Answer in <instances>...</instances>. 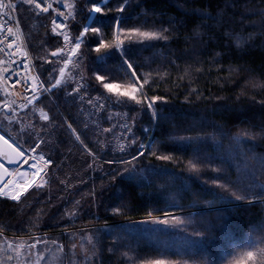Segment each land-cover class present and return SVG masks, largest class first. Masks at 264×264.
Here are the masks:
<instances>
[{
    "label": "trees",
    "instance_id": "16d2710c",
    "mask_svg": "<svg viewBox=\"0 0 264 264\" xmlns=\"http://www.w3.org/2000/svg\"><path fill=\"white\" fill-rule=\"evenodd\" d=\"M10 1L16 3V17L36 72L51 86L65 66L63 57L87 26L92 0L68 2L76 8L75 19L67 11L66 32L72 38L67 45L52 31V13H41L24 0ZM115 6L116 0H110L102 7ZM97 17L108 25L119 17L126 28L169 29L172 35L167 42L129 45L122 34L124 47L134 50L137 74L153 71L143 90L148 97H162L155 107L166 119L153 120L145 106L132 101L115 102L124 99L130 82L126 65L115 46L97 53V38L92 33L85 36L77 54L81 59L72 57L75 63H69L61 85L41 100L49 121L32 107L15 115L0 114V132L10 142L50 161L45 187L33 186L19 201L0 196V262L82 264L79 245L91 247L86 241L91 235L101 249L94 264L155 259L178 264H259L264 201L231 198L213 185L218 174L212 169L223 170L219 183L246 184L254 175L255 183L264 185V139L237 144L229 135L237 126L264 123V88L250 84L264 83V0H128L124 13L94 14L90 24ZM104 33L114 45V30L105 28ZM59 48L65 52L52 56ZM156 71L162 75L156 76ZM96 74H106L105 83L121 87L107 92ZM77 84L83 85L79 92ZM101 129L110 131L100 135ZM180 137L205 138L200 157L209 163L202 174L187 169L193 147ZM133 139L135 144L130 143ZM121 144L124 151L119 150ZM141 144L172 160L156 159ZM139 151L144 156L133 161L139 169L135 178L119 175L132 168L125 160ZM117 208L119 215L114 214ZM73 211L76 215L70 218ZM156 218L170 222L157 224ZM176 218L184 223L176 224ZM205 230L203 238L192 235ZM39 234L44 236L34 237ZM249 251L256 253L255 261L248 260Z\"/></svg>",
    "mask_w": 264,
    "mask_h": 264
},
{
    "label": "snow or ice",
    "instance_id": "6c2138e0",
    "mask_svg": "<svg viewBox=\"0 0 264 264\" xmlns=\"http://www.w3.org/2000/svg\"><path fill=\"white\" fill-rule=\"evenodd\" d=\"M24 3L28 5H34L36 9H39L41 12L47 13L49 9L53 7L52 3H47L46 6H42L41 3L36 2V0H24ZM110 3V0H102V4L104 6H108ZM128 4V0H116V6L115 8L112 7H102L100 4H97L95 0H92L91 7L88 8L89 12V17L88 19H92V14H100V16H106L108 13L115 11L117 13H124L125 12V5ZM69 9V15L72 17V19H75V8L76 5L75 3H70L65 5ZM4 0H0V9L4 8ZM9 9L12 10L14 9V5L9 3L8 5ZM54 11H57L56 9H53ZM57 14L59 16H64L63 12L57 11ZM114 24L108 25L105 23L103 20H101L99 17H97V20L95 23L87 25L83 27V30L79 32L77 37L75 38V41L72 43L71 48L69 49V52L63 57V62L65 64V67L69 63H75L72 60V57H77V54L79 53V50L81 48L82 43L84 42V37L87 36L89 33H92L93 36L97 38L96 44L97 46L94 48V51L97 53L101 52V49H104L105 52H107L108 49L112 48L115 46L117 50L120 53V56L122 58V62L124 65H126V68L128 70V78H129V83L126 85L127 91H125L122 95L124 99L117 98L115 101L116 103H121V104H126L128 101L134 102L136 105H143L145 106L151 114V118L153 120H164L166 117L161 113L156 107V102L160 101L162 97L160 96H153V97H148L147 93L143 90V85L144 84H149L150 77L153 76V71H149L148 73L143 74V76L137 74L136 68L133 66V49L131 47L125 48V40L122 38V34L128 38V43L129 45L132 44H143L145 41H169L171 38V33L168 28L164 27H159V28H150L148 30H144L141 27H133V28H126L123 27L124 21L119 18V17H113ZM52 23L55 25V27L52 29L54 33L57 35L63 36V39L65 41V44L67 45L72 38L70 35L65 34L64 32H57L56 30L61 27H67V25H60L58 24L55 20L52 21ZM109 28L111 30H114V40L115 44L107 41L105 39V33L104 29ZM8 31L11 33L12 29L9 28ZM237 45L241 42V38L237 37ZM147 46H154V45H147ZM9 47H12L10 44ZM65 49L64 48H59L56 52H52V56H57L58 53H64ZM81 57H77V60H80ZM101 60L104 59V57H100ZM51 63V61H49ZM27 65H25L26 67ZM200 69H197L199 71ZM156 76H161L162 74L159 71L155 72ZM65 75V70L64 68L59 69V79H55L54 83L51 84L50 87L44 88V92L51 93L53 88H57L58 86L61 85V81L63 80ZM163 75H166L164 73ZM95 79L99 81L103 88L107 90V92L112 93L115 89L120 88L121 84L119 83H113V82H108L105 83L106 79V74H96ZM142 81V83H141ZM43 81H38L34 80L31 88L29 90L33 91L35 94V100L40 99V96L36 93H38L40 90L38 88V84H42ZM250 84L253 88H264V83L260 82H252L250 81ZM83 87V85L77 84L75 91L79 92L80 89ZM72 93H69L71 95ZM97 100L100 99V97L96 98ZM30 103H34V100L32 98H29ZM89 103H92L91 100L88 101ZM99 107L102 109L104 107L103 104H100ZM40 117L44 121H49L50 117L49 115L44 112L42 109L40 110ZM69 128H71V124L68 125ZM73 132H75V129H72ZM110 131V129H101L100 135H103V133ZM145 132L149 131L148 128L144 129ZM219 132L221 135H223V130L219 129ZM231 138L237 143H248L251 141H256L258 138L259 139H264V123L250 126V127H239L237 126L234 133H229ZM77 140L80 139V137L77 135ZM180 140L184 141L187 143L189 146L193 147V159L188 161L187 164V169L190 172L197 173V174H202L206 170V166L208 165L209 161L205 159H201L200 157V145L204 142L205 138L202 137H180ZM213 140H215V136L212 137ZM0 141L3 142L4 145H6L9 149L12 151L16 152V154L19 157H23L24 153L22 151H17L16 149L12 148V145L8 143L6 139H4L3 136H0ZM40 143H43V141H40ZM83 143V141H81ZM131 144H135L136 141L135 139L130 141ZM36 147H39V143L36 144ZM86 147V146H85ZM141 149L148 150L151 152V155L156 157L158 160L162 161H169L172 160V156L169 155H163V154H157L156 150L154 148H148L147 145L141 144L140 145ZM119 150L124 151L125 150V145L121 144L119 145ZM139 156H144V151H139L138 156L133 155L132 160H125V164L127 165H133V161L137 160ZM40 160H44V156L39 157ZM13 162H18V161H12L9 160V163ZM27 163V160L24 161ZM46 164L50 163V161H45ZM32 167H35V164L31 165ZM0 167H3L0 165ZM5 171H7L5 169ZM43 169H38L35 173H33L31 176H29L28 173H21L22 179L20 181H17L15 183H12V181L4 182L2 179H0V184H3L2 187H0V196L8 197L13 201H19L21 196H23L30 188L33 187L35 184L37 189L45 187V185L48 183V180L45 179L43 180L40 184H36L35 177L40 176L41 172ZM139 171L135 167V165L132 166V168L126 167L123 172L119 173V175L123 176L124 173H128V179H134L136 173ZM213 172H216L218 175L216 178L212 180L213 185L216 188L221 189L224 192L229 193V196L231 198H234L236 201H244L247 203H252L254 199H258L260 201H264V185L258 186L255 183V176L251 175L249 177V181L246 184H241V183H236V184H227V183H219L218 181L220 180L219 174L223 171L220 168H213ZM47 175V174H45ZM115 179V176L113 177ZM12 183V188H10L7 192L5 191V188L8 187V184ZM61 183H64V181H61ZM208 181H205V184H207ZM92 194H95V190L93 189ZM218 199H225L223 196H218ZM80 201H76V205H79ZM114 214H121V210L119 208L114 210ZM76 215V212H69L68 216L74 217ZM165 217H168V214L165 213ZM154 223L157 224H163V225H168L169 224V219L164 218V219H159L156 218L153 220ZM176 224H183L184 221L176 218L175 220ZM194 236H199L203 238L206 235V230L205 231H194L192 233ZM87 245H90L91 247L86 246L85 244L81 243L79 245L80 247V253L83 256V261L82 264H94V258L98 256L100 253L101 249L98 247L99 241L93 240V236L89 235L86 237ZM37 242H39V238H37ZM193 244L198 243L197 241H192ZM261 244H264V239L261 240ZM35 245H31V247H34ZM9 247L11 248V244H9ZM60 250L63 251L64 246L60 245L59 246ZM77 245L75 243L71 244V250L72 254L76 255V250ZM107 251H111V249H107ZM260 253V260L259 264H264V247H261L258 249ZM124 255H127V253H124ZM247 258L249 261H255L256 253L249 251L247 254ZM9 259H12L11 256L8 257ZM131 259V257H129ZM2 264V262H0ZM141 264H178L176 261H169L165 259H155V260H150V261H142Z\"/></svg>",
    "mask_w": 264,
    "mask_h": 264
},
{
    "label": "built area",
    "instance_id": "2783aa9c",
    "mask_svg": "<svg viewBox=\"0 0 264 264\" xmlns=\"http://www.w3.org/2000/svg\"><path fill=\"white\" fill-rule=\"evenodd\" d=\"M6 1L9 2V0H4L5 7L0 9V81L4 90L12 98L15 97L20 103L26 104L29 103V98L35 99V94L29 89L34 80L40 81V79L21 36L19 26L15 22L14 10L9 9ZM69 1L36 0L42 6L52 3L53 7L48 11L53 15L52 21L55 20L62 26L67 25V27L58 28L57 32L65 33L68 30V8L65 5ZM32 6L34 7V5ZM53 9L63 12L64 16H59ZM36 10L41 12L39 9ZM51 24L53 29L55 25L52 22ZM9 28L12 29L11 33L8 31ZM10 44L12 47H9ZM25 65L27 66L25 67ZM39 87L40 84H38Z\"/></svg>",
    "mask_w": 264,
    "mask_h": 264
},
{
    "label": "rangeland",
    "instance_id": "374dc122",
    "mask_svg": "<svg viewBox=\"0 0 264 264\" xmlns=\"http://www.w3.org/2000/svg\"><path fill=\"white\" fill-rule=\"evenodd\" d=\"M7 2V5H9V3H11L12 5H14L15 7H14V11H13V14H14V16H15V22L17 23V25L19 26V29H20V32H21V36H22V38H23V41H24V43H25V40H24V37H23V33H22V30H21V26H20V23H19V19H18V17H16L17 15H16V12H17V6H16V3H14L13 1L11 2L10 0H9V2L8 1H6ZM97 4H100L101 6H103V4H102V2H99V3H97ZM93 17H94V14H92V19H93ZM91 19V20H92ZM91 20H89L88 21V23H87V25H89L90 23H91ZM56 34V33H55ZM65 34H68V32H65ZM60 36V35H59ZM62 37V39H63V36H61ZM63 41H64V39H63ZM25 46H26V43H25ZM27 47V46H26ZM69 65V64H68ZM68 65L65 67H63L64 68V70H65V72H66V70H67V67H68ZM60 78V77H59ZM58 78V79H59ZM40 79V78H39ZM40 81H42L41 79H40ZM62 82V81H61ZM48 87H50V86H47V84H45V82H43L42 84H40V87H39V92H38V95L40 96V99H38V100H35L34 99V103H26V104H24V103H20L15 97L14 98H12V96L10 95V94H8V92L7 91H5L4 90V88L2 87V85H1V81H0V96H3V99H4V101H6L5 103H4V101H3V99H2V97H0V114L2 113H4V114H6V115H10V114H12V115H15V114H19L20 112H22V111H25V109H28V107L30 108V107H32V108H34V110H32V111H37L39 114H40V110L42 109L44 112L45 111H47L46 109H44V108H46V107H44V108H41V100H42V98L43 97H46V96H49V95H51L52 93H48V92H44L43 91V89L44 88H48ZM56 88H53L52 89V91H54ZM50 97V96H49ZM39 103V104H38ZM40 116V115H39ZM41 118V117H40ZM0 122H1V118H0ZM24 152V151H23ZM25 154H26V159L25 160H27V163H23L24 165H22V167H24V166H27L28 164H32V162L33 161H36V162H38V165L40 166V168L41 169H43V172H42V174H41V176L39 177V179L36 181V184H40L43 180H45L46 179V173H45V168H46V163H45V161H46V159H44V160H40L39 159V157L41 156L40 154H37V153H35V152H33V151H25L24 152ZM24 160V161H25ZM11 178H13L14 179V177L12 176ZM33 186H36L35 184L33 185ZM31 189V188H30ZM22 197V196H21ZM8 199H10V198H8ZM84 227H81V229H83ZM44 236V234H39V235H36V236H34V237H43Z\"/></svg>",
    "mask_w": 264,
    "mask_h": 264
},
{
    "label": "water",
    "instance_id": "95a60500",
    "mask_svg": "<svg viewBox=\"0 0 264 264\" xmlns=\"http://www.w3.org/2000/svg\"><path fill=\"white\" fill-rule=\"evenodd\" d=\"M0 136H3V135L0 134ZM4 139H6L8 143L12 145L13 149H16L17 151H21L7 138L4 137ZM25 159H26L25 153L23 157H19L16 154V152L9 149L6 145L3 144L2 141H0V165L3 166V167H0V179H2L4 182L12 181L13 180V178H11L12 176L15 178L19 175L20 172L29 168L31 163L24 167L20 166L21 163L24 162ZM9 160L18 161V162L9 163ZM5 169L7 171H5ZM2 186L3 184H0V187ZM1 197H4V196H1ZM5 198H8V197H5Z\"/></svg>",
    "mask_w": 264,
    "mask_h": 264
},
{
    "label": "bare ground",
    "instance_id": "6f19581e",
    "mask_svg": "<svg viewBox=\"0 0 264 264\" xmlns=\"http://www.w3.org/2000/svg\"><path fill=\"white\" fill-rule=\"evenodd\" d=\"M33 164H35V167H32V166H31V165H33ZM31 165H30L29 168H27V169L23 170L22 172H20L19 175H18L17 177H15V178L12 180V183H15V182H17V181H20V180L22 179V177H21V175H20L21 173H28L29 176H31V175H32L33 173H35L38 169H41L40 166L38 165V162H36V161H33ZM42 172H43V171H42ZM42 172H41V174H42ZM41 174H40V176H41ZM40 176L35 177V180L37 181V180L39 179ZM12 183H10V184L8 185L7 188H5V191H6V192H7L10 188H12Z\"/></svg>",
    "mask_w": 264,
    "mask_h": 264
},
{
    "label": "crops",
    "instance_id": "0c3cea01",
    "mask_svg": "<svg viewBox=\"0 0 264 264\" xmlns=\"http://www.w3.org/2000/svg\"><path fill=\"white\" fill-rule=\"evenodd\" d=\"M0 134H2V133L0 132ZM2 135H3V134H2ZM3 136H4V135H3ZM4 137H5V136H4ZM5 138H6V137H5ZM17 148H18V147H17ZM18 149H19V148H18ZM20 150H21V149H20ZM21 151H22V150H21ZM22 152H23V151H22ZM23 163H24V162H22L20 166L24 165Z\"/></svg>",
    "mask_w": 264,
    "mask_h": 264
}]
</instances>
